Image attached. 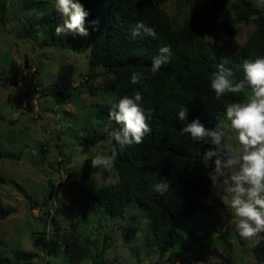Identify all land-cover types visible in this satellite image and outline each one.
Returning a JSON list of instances; mask_svg holds the SVG:
<instances>
[{
    "label": "rangeland",
    "instance_id": "rangeland-1",
    "mask_svg": "<svg viewBox=\"0 0 264 264\" xmlns=\"http://www.w3.org/2000/svg\"><path fill=\"white\" fill-rule=\"evenodd\" d=\"M249 1L264 10V0ZM160 7L173 29L197 18L204 28L199 45L239 48L255 29L251 20L228 29L225 25L234 18L231 9L215 15L206 1L195 5L194 0H167ZM51 9L62 26L56 0H0V198L3 206L14 209L0 219L2 254L12 264H195L213 255L254 264L258 236H239L230 194L212 185L207 201L212 207L186 218L172 233L174 244L164 248L155 241L148 245L146 212L128 207L123 217H113L94 201L93 193L117 176L113 168H104L106 173L81 178L85 157L108 155L109 142L80 145L84 130L77 125L86 117L83 112L110 104L114 94L108 89V75L98 67L91 69L82 50L41 46L40 32L34 35L40 28L37 21ZM65 63L75 66V84L81 91L57 104L41 88L53 83ZM220 120L234 135L229 122ZM72 248L82 250L84 258L78 263L70 261ZM15 250L37 256L16 259Z\"/></svg>",
    "mask_w": 264,
    "mask_h": 264
},
{
    "label": "trees",
    "instance_id": "trees-1",
    "mask_svg": "<svg viewBox=\"0 0 264 264\" xmlns=\"http://www.w3.org/2000/svg\"><path fill=\"white\" fill-rule=\"evenodd\" d=\"M167 0H79L89 12L84 27L88 35L62 33L57 35L54 9L39 17L41 46H53L86 54L91 69L98 67L108 75V89L114 98L110 104L95 105L83 112L86 117L79 121L82 128L78 143L94 145L98 141H108V156L115 152L113 170L117 179L114 183L98 188L93 193L94 201L113 217H123L131 207L146 212L149 218L145 230L148 245L154 241L158 246L168 247L175 242L172 234L180 229L186 218L212 207L211 182L206 177V169L198 163L197 153L210 144L201 145L182 134L181 129L192 119L199 118L211 129L218 120L225 118L227 104L244 99V93L225 94L217 99L211 88V74L217 65L227 61L226 67L234 72V79L244 78L245 60L253 61L264 57V10L257 9L249 0H194L211 4L217 15L229 7L234 15L233 26L251 20L255 29L250 38L239 48L224 50L210 44L199 45L204 36V28L197 18L185 23L180 29H173L168 16L160 7ZM1 18V17H0ZM66 19L63 17V20ZM92 21H98L96 25ZM143 21L155 29V37L141 32L133 37L136 23ZM25 32H29L24 27ZM33 35V36H34ZM163 45L171 46V57L162 68L153 73L151 65ZM76 68L71 63L62 64L52 84L42 87V93L57 104L70 100L80 88L75 84ZM133 73L141 75L139 84L131 83ZM142 93V107L152 109L148 119L151 133L143 142L120 148L108 136L106 129L122 125L109 120L108 113L113 104L123 96ZM181 107L188 109L185 121L178 120ZM147 114V111H146ZM1 156V154H0ZM197 158V163L192 160ZM103 167H92L87 158L81 165V178L87 179ZM161 177L167 179L170 187L163 195L156 192L154 185ZM0 173V181H1ZM52 194L50 190L49 195ZM13 208L3 206L0 198V219L13 212ZM254 264H264V233H260L253 246ZM16 259L31 260L36 252L13 251ZM84 255L82 250L72 248L70 261L78 263ZM219 264H237L230 257L218 258ZM0 264H12L0 251Z\"/></svg>",
    "mask_w": 264,
    "mask_h": 264
},
{
    "label": "clouds",
    "instance_id": "clouds-1",
    "mask_svg": "<svg viewBox=\"0 0 264 264\" xmlns=\"http://www.w3.org/2000/svg\"><path fill=\"white\" fill-rule=\"evenodd\" d=\"M56 7L63 20L62 26L56 27L57 35L62 33H76L88 35L84 27L89 12L79 0H56ZM98 21H92L96 25ZM141 32L155 37L153 27L143 21L136 23L132 36ZM171 46L163 45L158 55L153 59L151 70L159 71L171 57ZM227 61L219 63L217 70L211 74V88L217 99L231 93H244V99L231 102L225 108V119L234 135H230L224 120H219L211 129L207 128L199 118H194L180 131L189 134L195 142L210 144L197 153L198 163L206 169V177L216 190L230 194L229 206L234 211L239 236L249 239L264 233V57L253 61L245 60L243 64L244 78L234 79L233 69L226 67ZM141 75L133 73L132 84H139ZM250 89V91H249ZM142 93L136 91L133 95L123 96L118 103L113 104L108 113L109 120L122 125L119 128L106 129L110 139L120 148L140 144L144 137L151 133L148 119L152 109L142 107ZM147 111V114H146ZM188 109L181 107L177 117L185 121ZM197 158L192 164L197 163ZM87 159V157H85ZM115 152L108 156L97 154L91 159L92 167L111 169L114 167ZM170 185L166 178L154 185L156 192L163 195ZM179 264V261L177 262ZM195 264H219L216 256H209L206 261Z\"/></svg>",
    "mask_w": 264,
    "mask_h": 264
}]
</instances>
